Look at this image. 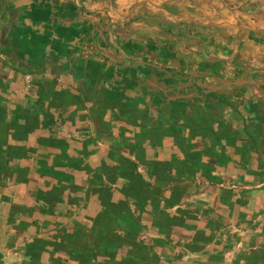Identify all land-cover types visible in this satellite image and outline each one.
I'll return each mask as SVG.
<instances>
[{
  "label": "crops",
  "instance_id": "obj_1",
  "mask_svg": "<svg viewBox=\"0 0 264 264\" xmlns=\"http://www.w3.org/2000/svg\"><path fill=\"white\" fill-rule=\"evenodd\" d=\"M0 264H264V0H0Z\"/></svg>",
  "mask_w": 264,
  "mask_h": 264
}]
</instances>
